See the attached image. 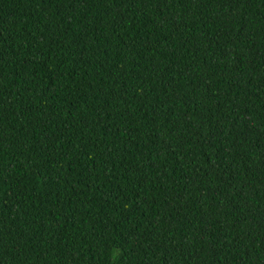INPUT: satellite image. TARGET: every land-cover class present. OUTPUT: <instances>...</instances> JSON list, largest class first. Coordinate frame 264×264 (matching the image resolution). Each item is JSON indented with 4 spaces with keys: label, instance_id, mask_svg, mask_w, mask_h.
Listing matches in <instances>:
<instances>
[{
    "label": "trees",
    "instance_id": "trees-1",
    "mask_svg": "<svg viewBox=\"0 0 264 264\" xmlns=\"http://www.w3.org/2000/svg\"><path fill=\"white\" fill-rule=\"evenodd\" d=\"M0 264H264V0H0Z\"/></svg>",
    "mask_w": 264,
    "mask_h": 264
},
{
    "label": "clouds",
    "instance_id": "clouds-1",
    "mask_svg": "<svg viewBox=\"0 0 264 264\" xmlns=\"http://www.w3.org/2000/svg\"><path fill=\"white\" fill-rule=\"evenodd\" d=\"M116 255H118V250L117 251H114L112 254H111V259H115L116 258Z\"/></svg>",
    "mask_w": 264,
    "mask_h": 264
}]
</instances>
